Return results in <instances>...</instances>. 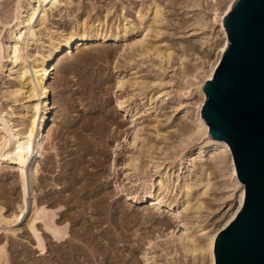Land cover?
Masks as SVG:
<instances>
[{"label":"rangeland","instance_id":"1","mask_svg":"<svg viewBox=\"0 0 264 264\" xmlns=\"http://www.w3.org/2000/svg\"><path fill=\"white\" fill-rule=\"evenodd\" d=\"M0 1L1 30L2 23L11 19L14 0ZM184 1L72 0L36 27L39 41L29 46L31 56L44 52L55 57L57 52L49 38L59 40L83 22L87 27L95 24L113 30L132 25L134 31L115 42L97 40L82 50L73 49L51 74L48 102L50 119L55 117L56 125L48 128L42 155L37 158L40 170L28 199L56 210L55 220L68 224V236L57 241L39 222L37 227L46 245L41 253L25 222L0 224V244L6 245L8 264L195 263L183 250L179 235L182 223L189 222L193 228L217 226L223 205L219 206L220 178L214 164L204 155L196 159L191 172L185 164L181 168L175 165L166 178L169 188L164 195L180 196L183 183L195 184L210 173L211 188L201 197L204 209L198 216L182 212L175 217V206L156 207L149 198L128 196L143 195L150 189L157 177L152 164L162 161L161 149L186 127L185 119L170 103L155 99L157 92L172 87L159 85L167 80L171 69L160 62L154 50H172L176 56L188 53L191 58L193 52L203 59L212 55L208 44L201 46L185 28L191 14L184 9ZM155 5L161 10L157 21L152 20ZM147 29L150 32L145 42L153 49L142 56L138 50ZM3 30L5 40L6 28ZM176 56L172 60L175 67L179 66ZM184 64L185 69L191 68L190 62ZM7 68L5 65L0 71V97L16 85L15 73ZM164 71L167 74L162 77ZM121 73L126 80L140 84L118 89ZM180 77L177 71L173 88ZM152 96L155 98L150 100ZM3 98L0 109L9 110ZM195 99L198 96L192 101ZM22 108L14 104L12 111L19 115L24 113ZM136 129H141L140 138L133 143ZM131 159L136 160V172L128 167ZM19 198L16 169L7 162L0 163V207L5 216L16 209Z\"/></svg>","mask_w":264,"mask_h":264},{"label":"bare ground","instance_id":"2","mask_svg":"<svg viewBox=\"0 0 264 264\" xmlns=\"http://www.w3.org/2000/svg\"><path fill=\"white\" fill-rule=\"evenodd\" d=\"M233 1H184V9L191 14L188 23L186 21L185 28H188L187 30L191 32L190 36L197 39L201 46L204 43L208 44L212 52L211 57L203 59L193 52L191 58L188 53L176 56L172 50L155 51L158 48L154 50L160 62L167 63L168 68L171 69L167 80L163 83L158 81L159 85H169L172 90H161L157 92L156 98L152 96L150 100L154 97L161 103H170L172 110L178 111L179 115L185 119L186 127L178 130L175 139L166 148L161 149L162 161H157L155 165L152 164L157 177L152 181L150 189L146 190L143 195L128 194L132 199L149 198L152 205L156 207L163 206L172 209L175 206L178 209L175 217L182 212H191L198 216L204 209L201 197L211 188L210 173H206L204 180L195 184L183 183L179 191L180 196L164 195L169 188L166 178L169 170L175 165L181 168L185 164L187 170L191 172L196 166V159H201L204 155L214 164L220 178L219 206L223 205L222 212L216 221L217 226L213 229L203 225L193 228L189 226L190 224L187 225L189 222L182 223L183 229L179 235L183 250L192 256L194 264H216V236L237 215L245 195V184L237 175L229 145L224 140L208 134V124L202 120L200 114L201 105L206 98L201 86L206 79L213 77L215 68L229 42L222 18L231 9ZM71 2L72 0H14L11 19L2 23L3 28L0 30V71L7 65L10 73H15L13 78L16 80L14 88L5 90L6 93L1 96L8 102L10 108L9 110L0 109V163L7 162L16 169L20 197L16 209L8 216L3 214L4 208L0 207V224L25 222L41 253L45 252L46 245L37 227L39 222L43 229L57 241H63L68 236V224L60 225L55 220L56 210H49L45 206L38 205L34 198L33 201L28 199L29 192H33L32 185L40 170L37 158L42 155V147L47 139L50 126L56 125V118L50 119L51 109L48 102L51 74L58 68L64 57L72 54L73 49L82 50L97 40H103L106 43L107 41L115 42L126 38L128 33L130 35L134 31L132 25L117 27L113 30L106 29L99 24L100 27L95 24L87 27L83 22L77 29L62 34L59 40L49 38L51 47L57 52L55 57L44 52L38 56H31L28 53L29 46L39 41V30L36 27L45 24L55 9L68 7ZM160 11V7L155 5L152 9L154 16L152 20L157 21L160 18ZM4 28H6L3 34L5 40L1 36ZM149 32L147 29L144 39L140 42L141 50L138 51L142 56L147 55L153 49V46L150 45V48L145 42ZM174 56L179 61L177 67L172 64ZM185 61L191 63V68L185 69ZM177 71L181 77L173 88ZM166 74L164 71L162 77ZM132 84L139 85L140 83L138 84L137 80H126L121 73L117 88L122 90L125 85ZM196 96L198 100L192 101ZM122 103L120 102L121 105ZM14 104L22 106L24 113L16 115L12 111ZM140 133L141 129H136L133 143L140 138ZM163 162L165 165L162 168ZM128 167L136 172L138 169L136 160L131 159ZM14 229L12 233L15 232ZM0 262L2 264L9 262L5 244H0Z\"/></svg>","mask_w":264,"mask_h":264},{"label":"water","instance_id":"3","mask_svg":"<svg viewBox=\"0 0 264 264\" xmlns=\"http://www.w3.org/2000/svg\"><path fill=\"white\" fill-rule=\"evenodd\" d=\"M222 20L229 42L200 114L229 145L245 195L216 236V264H264V0H234Z\"/></svg>","mask_w":264,"mask_h":264},{"label":"snow or ice","instance_id":"4","mask_svg":"<svg viewBox=\"0 0 264 264\" xmlns=\"http://www.w3.org/2000/svg\"><path fill=\"white\" fill-rule=\"evenodd\" d=\"M221 51H223V49H221Z\"/></svg>","mask_w":264,"mask_h":264}]
</instances>
